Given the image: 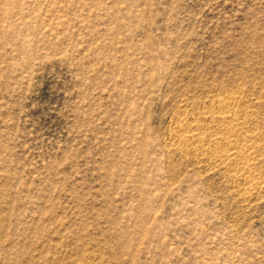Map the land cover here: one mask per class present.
Segmentation results:
<instances>
[{"label":"rangeland","instance_id":"obj_1","mask_svg":"<svg viewBox=\"0 0 264 264\" xmlns=\"http://www.w3.org/2000/svg\"><path fill=\"white\" fill-rule=\"evenodd\" d=\"M245 139L264 181V0H0V264H264Z\"/></svg>","mask_w":264,"mask_h":264},{"label":"bare ground","instance_id":"obj_2","mask_svg":"<svg viewBox=\"0 0 264 264\" xmlns=\"http://www.w3.org/2000/svg\"><path fill=\"white\" fill-rule=\"evenodd\" d=\"M226 100L220 99L218 100V104L216 102V104L219 106V109L217 108L218 111L214 112L213 116L217 115L216 118L218 120V123H220L218 125L219 133L218 132L217 133L219 135L220 133H224L228 135V137H238L239 133L241 134L240 131L243 129V126L245 124L244 122H242L241 114L237 110L238 108L237 104L239 101H237V98H233L230 101H226ZM202 130L203 129H201V127L197 123H195V121H192L191 123H188V122L180 123V125L177 128V134L179 135V137L178 135L177 137L180 138L179 140L180 149L183 152H185V151H188L190 147L192 146L203 148L204 146H207V145L209 146L210 144V146L212 145L213 147H215V149L213 150L211 149V152H210L211 159L212 158L213 160L216 159V161L218 162L217 160L218 158L215 156L217 154L218 149L221 148L220 146L221 139L220 137L218 138L215 135L214 139L209 140L207 139V137L203 135ZM212 137L213 136H211V138ZM225 138L226 137H224L222 140H224ZM231 140L229 141L228 139L229 142H231ZM225 146H227L226 148L227 150L224 152V154H222L221 159L219 158L222 164L224 163L230 166L236 165L237 166L236 169H238L237 171L242 172L244 174L243 176H245L244 179H245L246 189L250 191H256V192L260 191L261 193V191L264 190V181L252 176L251 175L252 173L250 174V170H252L251 167H253L252 162L257 159L258 153L259 151H261V148L259 147V145L252 143L251 140L245 139L244 143L241 146L233 145L232 143H228ZM204 148H207V147H204Z\"/></svg>","mask_w":264,"mask_h":264}]
</instances>
